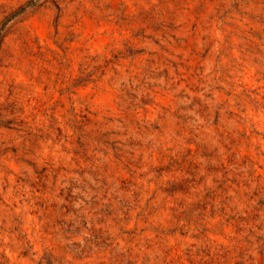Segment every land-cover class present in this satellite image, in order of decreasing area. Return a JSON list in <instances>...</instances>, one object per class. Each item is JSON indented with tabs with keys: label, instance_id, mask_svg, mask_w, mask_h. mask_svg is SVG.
<instances>
[{
	"label": "rangeland",
	"instance_id": "rangeland-1",
	"mask_svg": "<svg viewBox=\"0 0 264 264\" xmlns=\"http://www.w3.org/2000/svg\"><path fill=\"white\" fill-rule=\"evenodd\" d=\"M0 264H264V0H0Z\"/></svg>",
	"mask_w": 264,
	"mask_h": 264
}]
</instances>
